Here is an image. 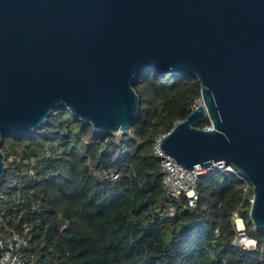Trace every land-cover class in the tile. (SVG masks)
I'll return each instance as SVG.
<instances>
[{
    "label": "water",
    "instance_id": "water-1",
    "mask_svg": "<svg viewBox=\"0 0 264 264\" xmlns=\"http://www.w3.org/2000/svg\"><path fill=\"white\" fill-rule=\"evenodd\" d=\"M148 69L192 75L202 90L161 151L188 170L231 165L264 232V0H0V191L5 136L39 130L58 108L129 133ZM207 118L211 129L196 126Z\"/></svg>",
    "mask_w": 264,
    "mask_h": 264
},
{
    "label": "trees",
    "instance_id": "trees-1",
    "mask_svg": "<svg viewBox=\"0 0 264 264\" xmlns=\"http://www.w3.org/2000/svg\"><path fill=\"white\" fill-rule=\"evenodd\" d=\"M134 88L140 112L129 133L96 132L58 108L39 130L3 138L0 236L6 223L27 238L29 264H264V232L250 217L253 189L237 175L203 174L193 209L185 195L167 197L154 144L194 111L198 79L148 69ZM236 211L257 242L253 252L233 245Z\"/></svg>",
    "mask_w": 264,
    "mask_h": 264
},
{
    "label": "built area",
    "instance_id": "built-area-1",
    "mask_svg": "<svg viewBox=\"0 0 264 264\" xmlns=\"http://www.w3.org/2000/svg\"><path fill=\"white\" fill-rule=\"evenodd\" d=\"M211 128L212 126H209L206 129ZM166 135L157 137L154 144L153 155L161 162L163 185L169 200H177L182 195H185L187 196L189 207L191 209L196 208L199 201V194L197 190L198 180L203 175L202 172L204 170H206L207 174L218 171L233 173L247 184L246 190L249 186H251V184L231 165H227L224 162L215 163L209 168L202 169L200 166H196L193 170H188L182 167L175 161L174 158L161 151V142L164 140ZM49 156L50 150L46 151L45 153V157ZM36 164L37 161L35 160H33L30 164L29 173L31 176L34 175V166ZM14 200L15 205L20 204V195L17 194ZM253 200L254 198L251 200V203H253ZM167 211L171 215H174L175 213V210L172 206H168ZM232 222L236 228V237L233 241V245L236 248L245 251H255L257 249V242L248 236L244 220L238 211L233 213ZM3 225L8 235L0 236V242L3 245L0 264H29L25 256V250L29 247V240L20 235V233L14 228L9 227L6 223Z\"/></svg>",
    "mask_w": 264,
    "mask_h": 264
},
{
    "label": "rangeland",
    "instance_id": "rangeland-1",
    "mask_svg": "<svg viewBox=\"0 0 264 264\" xmlns=\"http://www.w3.org/2000/svg\"><path fill=\"white\" fill-rule=\"evenodd\" d=\"M199 102H200V101H199ZM199 102H198V103H199ZM198 103H197V105H198ZM196 107H197V106H196ZM202 173H203V174H207L206 170H204Z\"/></svg>",
    "mask_w": 264,
    "mask_h": 264
},
{
    "label": "bare ground",
    "instance_id": "bare-ground-1",
    "mask_svg": "<svg viewBox=\"0 0 264 264\" xmlns=\"http://www.w3.org/2000/svg\"><path fill=\"white\" fill-rule=\"evenodd\" d=\"M200 105H203V102H200Z\"/></svg>",
    "mask_w": 264,
    "mask_h": 264
}]
</instances>
